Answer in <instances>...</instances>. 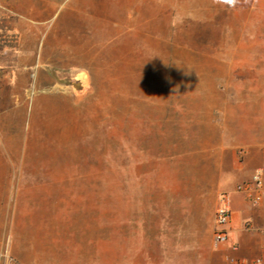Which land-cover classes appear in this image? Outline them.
<instances>
[{"label": "rangeland", "instance_id": "1", "mask_svg": "<svg viewBox=\"0 0 264 264\" xmlns=\"http://www.w3.org/2000/svg\"><path fill=\"white\" fill-rule=\"evenodd\" d=\"M65 14L48 99L40 84L1 134L0 264L206 261L211 197L195 202L192 177L213 152L210 103L264 88V0H138L83 61H66Z\"/></svg>", "mask_w": 264, "mask_h": 264}, {"label": "crops", "instance_id": "2", "mask_svg": "<svg viewBox=\"0 0 264 264\" xmlns=\"http://www.w3.org/2000/svg\"><path fill=\"white\" fill-rule=\"evenodd\" d=\"M137 3L138 0H62L56 10V0H0V59L12 62V67L0 74V138L7 126L21 125L33 107H38L40 84L45 90L41 96L46 100L49 97L56 58V31L52 26L62 5H66L62 19L63 29L66 28V61L72 59V54L83 61L89 59L84 54L91 51L85 46L96 45L95 40L88 41L86 37L95 36L105 22L114 28L133 27L120 24L119 14H130ZM83 66L79 63L84 70L81 74L91 75ZM240 93L238 99L229 96L209 102L213 114L219 115L212 123L213 152L208 155L207 165H200L194 173L190 193L203 206L204 198L211 197L214 223L219 194L232 192L233 214L230 243L218 247L213 244L214 224L207 225L199 218L197 226L207 233V259L200 264H231V259L254 264L264 257V201L253 206L235 193L238 184L264 170V88H244ZM234 244L238 245L237 251L232 250Z\"/></svg>", "mask_w": 264, "mask_h": 264}, {"label": "built area", "instance_id": "3", "mask_svg": "<svg viewBox=\"0 0 264 264\" xmlns=\"http://www.w3.org/2000/svg\"><path fill=\"white\" fill-rule=\"evenodd\" d=\"M235 193L242 195L253 206H259L264 201V170L256 171L251 178L238 184ZM232 192H222L218 196V205L214 218L213 244L215 247L230 243V225L232 221ZM237 251L238 245H232ZM231 264H244L242 261L231 259ZM254 264H264V257L258 258Z\"/></svg>", "mask_w": 264, "mask_h": 264}]
</instances>
